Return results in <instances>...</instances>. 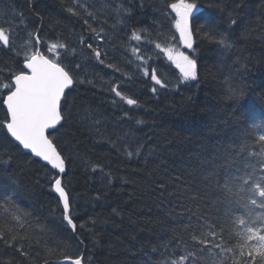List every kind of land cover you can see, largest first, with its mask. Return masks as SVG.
I'll return each instance as SVG.
<instances>
[{"label":"trees","instance_id":"trees-1","mask_svg":"<svg viewBox=\"0 0 264 264\" xmlns=\"http://www.w3.org/2000/svg\"><path fill=\"white\" fill-rule=\"evenodd\" d=\"M164 2L0 0V27L11 32L14 48L34 43L37 35L42 44L66 42L79 53L77 80L84 81L71 94L76 105L72 126L61 129L60 140L72 161L64 182L77 231L61 222L56 196L45 182L47 169L40 163L19 155L4 173L15 181L19 212L7 216L0 210V234L22 237L20 247L31 252L24 264H56L64 254L77 252L91 264H171L198 251L189 230L198 226L197 219L219 220L231 235L232 220L243 214V208L221 197L218 183L244 175L250 165L258 168L260 157L250 153L260 151L257 138L264 131L248 126L264 124V0H197L198 23L211 18L232 47L224 50L198 39V81L179 83L162 67L158 76L167 84L162 88L137 70L142 62L132 48L139 46L154 58L146 42L170 39L158 18ZM74 5L75 14L68 11ZM81 36L99 47L104 64L78 43ZM14 60L13 53L0 48V68ZM111 87L137 104L127 105ZM229 87L245 94L239 121L232 117ZM225 150L235 154L226 164ZM213 170L206 183L205 175ZM197 194L200 198L193 199ZM214 256V250L205 251L201 264H215ZM11 257L0 246V260Z\"/></svg>","mask_w":264,"mask_h":264},{"label":"snow or ice","instance_id":"snow-or-ice-1","mask_svg":"<svg viewBox=\"0 0 264 264\" xmlns=\"http://www.w3.org/2000/svg\"><path fill=\"white\" fill-rule=\"evenodd\" d=\"M75 7L77 6L74 5L68 11L75 14ZM158 10V18L162 25L167 27L170 39H165L163 44L153 43L151 40L146 42L152 45L149 50L153 51L154 58L146 57L139 46L132 48L136 60L142 62L138 63L137 70L141 71L144 77H149L154 85L167 87L158 76L162 67L174 73L179 83L198 81V39L201 42H213L224 50L232 47L229 38L217 29L211 18L198 23L195 15L199 11L197 0H165ZM231 23L234 25L236 21L232 20ZM85 24H88L87 20ZM8 27L10 29L12 26ZM88 27L90 32L96 31L91 25ZM133 35L135 40H141L140 35ZM10 36V31L6 32L4 27H0V48L7 49L15 56L12 65L0 68V112L3 113L0 117V168H3V172H0V210L7 216L19 212L15 206V181L10 176L4 178V173L12 168V162L17 156L31 157V163H40L47 169L45 182L56 196L61 222L75 233V221L78 217L72 214V196L64 182L68 165L72 161L65 154L60 140L61 129L72 126L73 109L76 105L70 98L71 94L77 83L84 82L77 80V70L82 67L78 62L79 53L76 47L60 40L42 44L38 35L34 43L17 49L11 45ZM78 43L91 49L96 60L104 64L98 46L94 47V44L83 36L79 38ZM152 64L156 67L153 68ZM106 66L119 70V65L113 63ZM110 91L125 100L127 105L137 104V100L125 97L117 87H111ZM151 91L156 93L157 88L153 86ZM226 95L232 101V117L239 121L240 109L245 108V94L229 87ZM248 111L251 114V109ZM248 128L264 131V124L251 123ZM248 128L245 129L246 132ZM257 142L260 151L250 155L260 157L257 161L258 168L250 165L251 171H246L244 175L230 176L225 179L223 185L218 183L221 197L228 204H235L244 210L242 215L232 220L231 235L219 220H213L209 224L205 223L207 216L203 220L197 219L198 226L189 230L194 233L191 237L192 246L198 251H188L187 255L180 256L171 264H201L200 258L205 251L213 250L215 264H264V134L258 135ZM246 147L247 145L241 147L240 151L243 152ZM128 155L131 156L132 153L129 152ZM234 155L225 150L222 157L224 163H228ZM214 174V170L208 172L205 182L207 183ZM198 198L199 194L193 197ZM204 228H207L206 232L203 231ZM42 231H47V228ZM22 243L24 240L19 235L7 231L0 234V246L5 253H12L11 258L0 260V264H17V261L24 264L31 252L20 247ZM81 243L77 241L76 246L79 247ZM60 264H91V261L84 254L77 252L64 254Z\"/></svg>","mask_w":264,"mask_h":264},{"label":"water","instance_id":"water-1","mask_svg":"<svg viewBox=\"0 0 264 264\" xmlns=\"http://www.w3.org/2000/svg\"><path fill=\"white\" fill-rule=\"evenodd\" d=\"M62 261H63V260H59V261L56 262V264H60V262H62Z\"/></svg>","mask_w":264,"mask_h":264}]
</instances>
